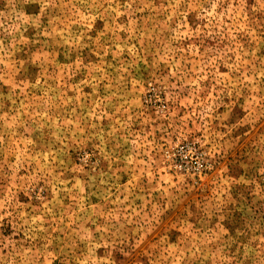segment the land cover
<instances>
[{
  "label": "rangeland",
  "instance_id": "obj_1",
  "mask_svg": "<svg viewBox=\"0 0 264 264\" xmlns=\"http://www.w3.org/2000/svg\"><path fill=\"white\" fill-rule=\"evenodd\" d=\"M0 264H264V0H0Z\"/></svg>",
  "mask_w": 264,
  "mask_h": 264
},
{
  "label": "built area",
  "instance_id": "obj_2",
  "mask_svg": "<svg viewBox=\"0 0 264 264\" xmlns=\"http://www.w3.org/2000/svg\"><path fill=\"white\" fill-rule=\"evenodd\" d=\"M170 157L173 163V168L191 175H200L206 169L204 162L193 149L180 147L174 151Z\"/></svg>",
  "mask_w": 264,
  "mask_h": 264
}]
</instances>
